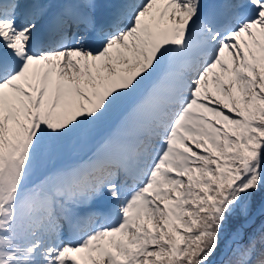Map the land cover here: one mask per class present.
<instances>
[{
    "label": "snow or ice",
    "instance_id": "6c2138e0",
    "mask_svg": "<svg viewBox=\"0 0 264 264\" xmlns=\"http://www.w3.org/2000/svg\"><path fill=\"white\" fill-rule=\"evenodd\" d=\"M0 264H264V0H0Z\"/></svg>",
    "mask_w": 264,
    "mask_h": 264
}]
</instances>
